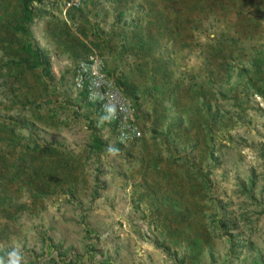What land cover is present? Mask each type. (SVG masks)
<instances>
[{
	"label": "rangeland",
	"instance_id": "374dc122",
	"mask_svg": "<svg viewBox=\"0 0 264 264\" xmlns=\"http://www.w3.org/2000/svg\"><path fill=\"white\" fill-rule=\"evenodd\" d=\"M69 1L46 0L37 26L52 20L77 53L74 22L59 19L91 26L100 8ZM116 1L101 8L116 9L115 42L131 53L141 31L155 58L169 54L182 104L148 95L154 62L143 75L122 64L119 78L147 89L134 107L143 139L121 145L74 85L73 58L55 56L14 96L1 87L0 264H264V7ZM201 98L221 111L204 132ZM29 102L41 113L23 112Z\"/></svg>",
	"mask_w": 264,
	"mask_h": 264
},
{
	"label": "trees",
	"instance_id": "16d2710c",
	"mask_svg": "<svg viewBox=\"0 0 264 264\" xmlns=\"http://www.w3.org/2000/svg\"><path fill=\"white\" fill-rule=\"evenodd\" d=\"M45 7V0H17L16 2L13 0H0V80H2L0 88L3 86L6 87L8 89V94L11 96L16 95L17 90L23 91L29 73H37V71H42V75H50L52 73L53 65L46 52L34 44L31 31V27L39 15L40 9ZM123 12L125 11L121 10L120 13L123 15ZM136 33V39L130 46V50L133 52L137 50L135 59H137L138 63L135 71L139 72V75H143L145 64L149 65L150 61L154 62L151 71L153 83L147 91L148 95L152 98L154 96V98H156V96L160 94L166 96L164 101L160 100L162 106H164L166 101L173 102L175 105H181L182 102L179 93L182 85L174 78L175 71L169 66L171 62L170 55L165 54L161 58H155L153 52H148L147 50L151 39H145L141 31ZM119 36L121 39L128 38L126 28H121V34ZM122 46L124 58L130 52L124 44ZM226 67L229 71L228 75H232L234 71L232 70L233 66L227 63ZM41 74H38V77H41ZM117 84L130 98L133 108L138 103L139 92L143 90L146 91L147 89L134 82L126 73L122 74ZM82 95L87 99L85 92H82ZM200 101L201 104L198 109V127L200 128L199 131L204 132L209 129L212 121H216L217 118L220 117L221 111L217 109L213 111L214 106L209 104L205 98H201ZM29 104L32 105L30 106ZM22 109L23 112H28L33 116H37L38 113H41L42 106L29 102L28 104L25 103ZM165 109L168 110V108ZM39 115H41V118L45 117L43 114ZM163 117L164 116L161 115L156 121L162 122ZM180 117L176 118L178 119L177 124H182L185 121L184 117ZM193 121V118L188 119L190 126L194 125L195 122ZM92 150L99 154L106 151V144L97 135L93 138ZM205 236L207 237V235ZM189 243L193 249H199L200 246H202V242L198 239H193V241Z\"/></svg>",
	"mask_w": 264,
	"mask_h": 264
},
{
	"label": "crops",
	"instance_id": "0c3cea01",
	"mask_svg": "<svg viewBox=\"0 0 264 264\" xmlns=\"http://www.w3.org/2000/svg\"><path fill=\"white\" fill-rule=\"evenodd\" d=\"M86 1V0H83ZM108 1V2H107ZM116 3V9L117 5L119 4L118 1L112 0ZM185 0H176V3L179 2V4H182ZM202 1V2H201ZM207 1V2H206ZM228 1H231L234 5V3L237 2V6L240 7H264V0H189L190 5H198V3H206L209 7L213 6H228ZM91 3H94V5L100 9L95 10L94 15H92L91 20V26L82 27L80 26L81 23L85 21L79 18H76L75 20H69L67 17H61L59 21H61V24H71V22H74V25L76 26L73 28V31L75 30V36L74 39L78 43L77 48L79 49V46L82 47V51L79 52H73L70 47V42L67 41L64 34H60L55 32L53 25L50 24L52 21L46 22V25L44 28L38 29L37 22L39 21V18L41 15H38L35 19V22L33 23L31 27V31L33 34V42L35 45H37L39 48L44 50L49 57L52 65L54 62L55 56L59 55H65L69 58H73L78 63L80 59L90 56V55H97L101 56L106 63V71L107 73L116 81L118 82L119 75L116 73V71H120L122 69V64L131 63L133 64V68L136 67L138 61L135 59L137 50L135 52H131L128 55H126L123 58V46L118 45V43L115 42V35L114 30L112 29V26L105 25L106 22H109L110 18H112V15L116 16L115 10H105L101 8L110 7L106 6L107 3L111 4V0H91ZM98 4V5H97ZM45 5H48L45 0ZM54 19V18H53ZM88 19V18H87ZM58 21V20H56ZM88 21V20H87ZM115 23V22H114ZM40 30V31H39ZM75 43V42H74ZM54 47V48H53ZM56 50V54L54 50ZM136 69V68H135ZM134 71V70H133ZM96 106V105H95ZM97 107V106H96ZM100 112V111H99ZM112 125V124H111ZM114 129V133L116 135L115 126L112 125Z\"/></svg>",
	"mask_w": 264,
	"mask_h": 264
},
{
	"label": "built area",
	"instance_id": "2783aa9c",
	"mask_svg": "<svg viewBox=\"0 0 264 264\" xmlns=\"http://www.w3.org/2000/svg\"><path fill=\"white\" fill-rule=\"evenodd\" d=\"M79 0L66 3L79 7ZM74 85L85 92L87 101L95 104L103 119L115 126L117 141L127 145L143 139L130 98L107 73L105 60L90 55L79 60L74 72Z\"/></svg>",
	"mask_w": 264,
	"mask_h": 264
}]
</instances>
